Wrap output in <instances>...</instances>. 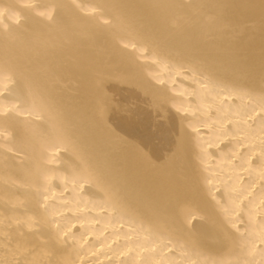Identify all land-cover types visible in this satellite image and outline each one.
Returning <instances> with one entry per match:
<instances>
[{
	"label": "bare ground",
	"instance_id": "bare-ground-1",
	"mask_svg": "<svg viewBox=\"0 0 264 264\" xmlns=\"http://www.w3.org/2000/svg\"><path fill=\"white\" fill-rule=\"evenodd\" d=\"M0 264H264V0H0Z\"/></svg>",
	"mask_w": 264,
	"mask_h": 264
}]
</instances>
